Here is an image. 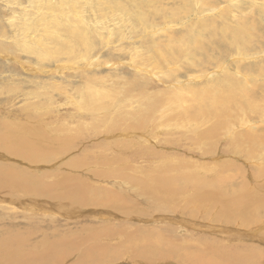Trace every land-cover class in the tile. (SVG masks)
Segmentation results:
<instances>
[{
    "label": "rangeland",
    "instance_id": "obj_1",
    "mask_svg": "<svg viewBox=\"0 0 264 264\" xmlns=\"http://www.w3.org/2000/svg\"><path fill=\"white\" fill-rule=\"evenodd\" d=\"M260 69L264 0H0V264H264ZM229 78L203 141L180 90Z\"/></svg>",
    "mask_w": 264,
    "mask_h": 264
},
{
    "label": "bare ground",
    "instance_id": "obj_2",
    "mask_svg": "<svg viewBox=\"0 0 264 264\" xmlns=\"http://www.w3.org/2000/svg\"><path fill=\"white\" fill-rule=\"evenodd\" d=\"M259 72H261V74H264L263 69H260ZM229 81H231L230 78H229ZM215 88L216 87H214V88L213 87H207V89L199 88V90L194 89V88H189V89L187 88L186 90H184V89L180 90L181 92L184 93V95H183L184 97H191V96H189L188 92L189 91L191 93L193 92L192 97H193L195 104H197V105L193 110H190L189 115L196 120H199V119L207 116L206 119L202 120L200 126L201 125L203 126L205 124H208V122H210L209 124L211 126L208 128V132L204 131L205 133L202 134L201 138L204 139L203 141H209V140L210 141H213V140L218 141L223 137V135H224L223 132L226 134L230 133L229 128L234 126L233 125L234 122H236V121L240 122L241 121L239 117H237L236 115L233 114L234 108H236L239 112H242L243 107L249 106V102H247L246 98H244V96H243L244 93L247 92L245 87H240L239 85H237L235 82H232V81L231 82L225 81L224 87H217L216 90H215ZM180 97H182V96H179L177 98H180ZM174 99H176V98H174ZM209 116H211V119H208ZM176 117H177V120L182 122V123L185 120V118H180L177 115H176ZM247 122L248 121H246V123ZM6 130H7V132H9V129H7V127H6ZM232 139L233 140H232V142H230V146H231V148L236 149V147L239 144H243V142H247V141H250V143L257 144L258 137L257 138L254 137L252 135V132L248 131L247 133H243V135H237L236 134V135H234V137ZM178 141H181V139H179ZM176 143H177V141L174 142V145ZM190 143L193 146H195L196 148L201 145V143H198L195 141H191ZM186 144L188 145V143H186ZM211 145L212 144L210 142H208L206 144L204 143V147H206V148H209ZM201 146H203V145H201ZM216 147H217V145H216ZM202 154H203V152H201V155ZM158 179L161 183H166L169 186L175 181H184L179 175L174 176L173 179L159 178V177H158ZM154 181H157V179H155ZM154 181H153V190H158L159 189L158 183L156 184ZM158 222H162V221L160 219H158ZM161 225L166 226V224H161ZM163 228L168 229V227H163ZM212 228H213V226H212ZM152 231H153L152 229H145L144 228V229H141L139 232L140 233L141 232L142 233H148V232H152ZM164 231L167 232L166 230H164ZM217 231H222V230H217ZM230 234L233 237L231 235H228V236H230L232 240H237L238 237H239L238 240L241 238L240 236L236 237V235H238V234L240 235V231H238L236 233L230 232ZM246 235L244 234V237L249 238ZM251 235L254 236L253 233ZM244 237H242V238H244ZM257 237H258V239H261V237L260 238H259V236H257ZM246 238H244V239H246ZM258 239H256V240H258ZM99 251L102 253L97 255L96 259L101 263H107V262H109L108 260H111L114 257H116V253H110L108 251H105L103 248H99ZM159 251L160 250H157V249H151L150 255L153 257L159 256L160 253L157 254V252H159ZM246 252H249L250 256H256L258 250L256 252L254 247L249 246L246 248ZM258 255L262 257L264 255V253L258 252ZM193 264H200V263L194 262Z\"/></svg>",
    "mask_w": 264,
    "mask_h": 264
}]
</instances>
